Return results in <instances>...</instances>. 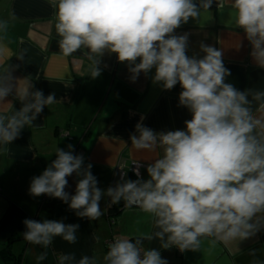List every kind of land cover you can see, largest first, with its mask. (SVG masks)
<instances>
[{"label": "clouds", "instance_id": "1", "mask_svg": "<svg viewBox=\"0 0 264 264\" xmlns=\"http://www.w3.org/2000/svg\"><path fill=\"white\" fill-rule=\"evenodd\" d=\"M55 9V29L61 53L67 57L84 49L90 63L89 77L101 75L105 52L126 64L130 80L141 73L153 84L182 89L178 106L191 113L184 128L155 131L142 121L130 135L132 147L158 154L146 166L133 162L135 180L122 172L115 187L102 190L91 163L56 148L55 159L34 176L29 195L58 198L81 219L95 221L103 215L100 201L138 208L151 218L155 231L138 232L135 237L116 236L108 245L102 264H168L160 249L173 247L181 253L200 251L207 242L244 241L264 231V89L240 90L226 82L231 75L223 62V51L201 42L200 53L188 55L190 33L176 30L190 20L213 19V5L224 10L225 0H49ZM230 25L244 33L249 53L264 69V0H227ZM220 13H223L221 11ZM8 21H0L7 32ZM240 43L237 47L239 49ZM26 50L13 54L0 41V150L5 153L25 127H32L45 107L57 103L56 94L47 96L34 89L29 78L14 77L25 61ZM22 81H27L21 86ZM11 98V99H9ZM14 101L21 107L15 108ZM69 135L65 133L64 136ZM78 177L75 194L65 191L67 177ZM23 238L42 251L46 259L54 238L77 242L80 225L63 220L24 219ZM159 241V248H144V241ZM251 255L255 256V250ZM57 264H101L95 255L61 253ZM252 264H264L254 259Z\"/></svg>", "mask_w": 264, "mask_h": 264}, {"label": "crops", "instance_id": "2", "mask_svg": "<svg viewBox=\"0 0 264 264\" xmlns=\"http://www.w3.org/2000/svg\"><path fill=\"white\" fill-rule=\"evenodd\" d=\"M225 0L224 10L213 5V19L201 23L190 20L176 30V34L190 33L188 55L200 53L199 44L215 46L223 51V62L231 72L226 82L240 90L264 89V69L258 68L250 57L251 46L244 33L230 25ZM223 11V13H220ZM8 21L7 32H0V41L6 43L13 54L26 50L25 61L15 57L11 64H20L14 77L29 78L34 89L47 96L55 93L57 103L45 107L32 127H25L18 139L8 145L9 151L0 150V251L15 234L24 232L23 220H63L77 223L80 228L77 242L69 244L56 237L46 250L42 261L37 256L42 252L38 245L29 244L24 238L9 244V250L20 262L7 263L0 254V264H57L61 253L95 255L102 264L106 253L105 242L113 236L135 237L138 232L155 231L151 218L138 208H121L118 215L109 221L106 209L113 205L105 196L100 201L103 215L95 221L81 219L58 198L47 195L32 197L28 189L32 177L40 175L55 159L56 148L68 150L74 146V154L85 157V164L93 165L91 171L98 180V187L106 190L115 187L118 178L116 168L125 164L128 170L131 161L144 164L158 154L136 150L131 145L130 135L135 125L141 122L155 131L184 128V121L191 119L185 107L178 106L181 92L179 84L172 90H163L153 84L151 76L140 74L135 82L130 80L126 64L117 61L114 53L101 58V75L89 77L90 61L81 49L65 57L59 48L55 29V9L49 0H0V21ZM240 43L239 49H237ZM27 81H22L23 87ZM11 99V98H9ZM19 110L21 103L14 101ZM65 133L69 135L64 136ZM142 175L147 179L146 169ZM130 178V176H128ZM65 191L75 194L78 177H67ZM9 213L5 219L6 212ZM144 248H159V241H144ZM255 250V256L250 253ZM45 251V250H44ZM168 264H252L254 259L264 261V231L244 241L217 242L214 246L205 242L200 251L181 253L173 247L160 249Z\"/></svg>", "mask_w": 264, "mask_h": 264}, {"label": "trees", "instance_id": "3", "mask_svg": "<svg viewBox=\"0 0 264 264\" xmlns=\"http://www.w3.org/2000/svg\"><path fill=\"white\" fill-rule=\"evenodd\" d=\"M123 206H124V204H123V202H121L119 204H113V205H109L107 207V209H106V215H107L109 221H113V219L118 215V213L120 212V210H121V208ZM8 213H9V210H8V212H6V214H5V216H4L3 219H5L7 217ZM22 233L13 235L8 240V242L5 244L4 249L2 251H0V254L2 255L3 259L7 263H9V261L12 262V263L13 262H15V263H19L20 262L21 256H17L16 257L14 254H12V252L9 250V244L12 243L14 240L22 239L23 238ZM41 250L44 251V249H42V248H41Z\"/></svg>", "mask_w": 264, "mask_h": 264}, {"label": "built area", "instance_id": "4", "mask_svg": "<svg viewBox=\"0 0 264 264\" xmlns=\"http://www.w3.org/2000/svg\"><path fill=\"white\" fill-rule=\"evenodd\" d=\"M133 162H134V161H131V162L129 163V166L127 167L128 170L126 169L125 164H122V165L117 166L116 171H117L118 178H117L116 184H117L118 182H120V175H121L122 172H127V178H128V176H130L129 179H132V178H133V179L135 180V179L137 178V177L135 176L134 172L132 171V169H133V167H134ZM141 163H142V162H141ZM142 164L144 165V167H141V168H140V172H142L143 169H146V164H144V163H142ZM141 174H142V173H141ZM114 237H116V236H113V237L109 238V239L105 242V249H106V252H107V250H108V245H109V243L112 242V240L114 239Z\"/></svg>", "mask_w": 264, "mask_h": 264}]
</instances>
